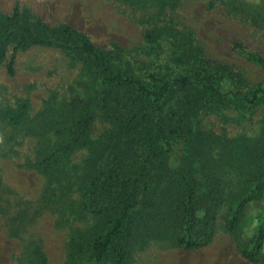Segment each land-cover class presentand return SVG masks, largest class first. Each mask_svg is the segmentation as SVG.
I'll return each instance as SVG.
<instances>
[{
    "label": "rangeland",
    "instance_id": "1",
    "mask_svg": "<svg viewBox=\"0 0 264 264\" xmlns=\"http://www.w3.org/2000/svg\"><path fill=\"white\" fill-rule=\"evenodd\" d=\"M16 5L30 21L84 34L110 54L115 69L137 77L185 75L197 57L224 91L244 94L264 81V68L246 54L264 58V0H0V13L10 15ZM104 89L96 69L77 55L54 47L15 54L6 48L0 60V264H96L93 242L109 226L81 207L91 151L61 149L71 125L65 107L75 98L90 100L92 142L111 130L98 108ZM197 119L195 133L249 139L264 148V97L255 109L218 108ZM170 143L167 164L175 169L184 146ZM230 205L216 209L211 237L200 248L136 237L121 264H264V239L259 261L242 257L264 229V193L245 205L232 232ZM97 264L117 259L110 250Z\"/></svg>",
    "mask_w": 264,
    "mask_h": 264
},
{
    "label": "trees",
    "instance_id": "2",
    "mask_svg": "<svg viewBox=\"0 0 264 264\" xmlns=\"http://www.w3.org/2000/svg\"><path fill=\"white\" fill-rule=\"evenodd\" d=\"M8 46L12 54L54 47L77 55L96 69L105 84L98 108L111 130L92 142L90 100L75 98L65 107L71 125L61 149L91 151L86 161L89 173L80 188L81 207L109 226L93 242L96 264L110 250L121 264L127 245L136 237L171 239L185 250L198 249L211 237L218 207L227 201L232 204L228 213L232 232L245 205L263 195L264 148L249 139L228 141L195 131L201 112L255 109L264 97V81L244 94L224 91L197 57L189 60L191 70L185 75L137 77L115 69L110 54L84 34L66 25L30 21L17 5L10 15L0 13V60ZM234 47L241 51L240 45ZM246 54L264 68V58ZM12 66L13 58L6 65L8 75L13 74ZM171 141L184 146L175 169L167 164ZM48 165L43 167L45 173ZM232 184L236 187L228 191ZM199 211L204 212L202 218ZM263 239L260 226L254 247L243 251L242 257L259 261Z\"/></svg>",
    "mask_w": 264,
    "mask_h": 264
}]
</instances>
